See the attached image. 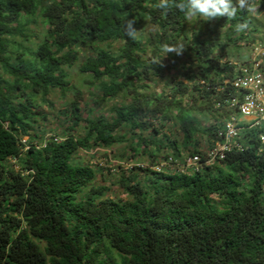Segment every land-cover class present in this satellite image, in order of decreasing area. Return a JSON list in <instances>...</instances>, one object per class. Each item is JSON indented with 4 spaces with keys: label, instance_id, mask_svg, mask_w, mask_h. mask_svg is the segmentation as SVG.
Returning <instances> with one entry per match:
<instances>
[{
    "label": "trees",
    "instance_id": "obj_1",
    "mask_svg": "<svg viewBox=\"0 0 264 264\" xmlns=\"http://www.w3.org/2000/svg\"><path fill=\"white\" fill-rule=\"evenodd\" d=\"M157 3L0 0V264H264V128L242 129L225 158L194 173L154 168L170 156L205 160L231 112L223 103L233 89H218L237 73L228 47L264 43L258 25L248 13L190 21L176 0L165 9ZM35 16L45 31L33 47ZM129 20L135 40L126 35ZM241 22L247 28L237 31ZM148 23L154 30L146 33ZM165 44L184 50L168 54L178 74L156 92L153 76H167ZM82 47L92 50L80 71L99 86L94 102L122 97L110 117L81 106L82 92L70 83L66 67ZM56 89L73 90L62 112L70 123L61 137L40 136L49 114L38 98L52 106ZM122 127L148 161L129 156L125 165L133 166L121 179L128 197L113 198L93 185L98 169L76 155L125 141Z\"/></svg>",
    "mask_w": 264,
    "mask_h": 264
},
{
    "label": "rangeland",
    "instance_id": "obj_2",
    "mask_svg": "<svg viewBox=\"0 0 264 264\" xmlns=\"http://www.w3.org/2000/svg\"><path fill=\"white\" fill-rule=\"evenodd\" d=\"M260 5L259 8V14L254 17V23L258 25L259 32L257 33V37H259L261 40H264V5H261L260 2L256 1ZM36 21L30 23V28L34 32L33 35V41L27 42V44L32 45L33 47L37 46V43L39 42L40 38L43 35L44 24L41 21V17L35 16ZM194 20V19H193ZM189 24H193V22H189ZM192 26H189L190 29H192ZM195 27V26H194ZM144 31L146 33H149L154 30L153 26L148 23L143 27ZM120 42H114L112 44L113 48H116ZM254 47V46H253ZM252 45H241V46H232L228 47V52L231 58L229 60L235 61H249L251 59V55L253 52ZM92 54V50L89 47H82L78 49V55L79 60L72 66V67H66V70L69 73V80L72 86H74L76 89L80 90L83 95V101L81 106L92 107L98 112H103L106 116L111 115V112L109 111V108L112 106V104L115 103H121L122 97H119L117 99L109 100L105 104H97L94 102V100L99 99V86L93 85L90 83H87L86 80L90 79L91 76L89 74L81 73L80 66L82 65L83 61L86 59L87 56ZM165 68V73L167 76L165 77H159L157 75L153 76V81L151 82V87L156 92H161L164 88V82L166 79H169L171 76L178 74L177 67L172 64L171 61V55H165L162 58ZM172 66V67H171ZM171 67V68H170ZM92 92V93H91ZM74 93L73 90L66 91L63 95L60 90L56 89L53 90L49 96L50 100L53 102V105L50 106L48 103L42 101L40 98H38L39 107L38 109L41 112H45L49 114V120L46 122L47 124H44L41 128V131H39L40 136L44 133H52L57 136H62V127H66L70 121L66 119V117L62 114L63 110H66V106L68 105V102L73 99ZM87 104V105H86ZM86 116V113L84 114ZM200 116V114H199ZM204 124L209 122L206 121V118L204 119ZM43 124L41 120L38 121L36 125ZM61 126L59 128V126ZM46 126V127H45ZM174 123L168 122L166 123L165 129L167 130H174ZM151 129L148 131H144L143 135L148 136L151 133ZM77 136L84 134V125L81 124L77 127L76 131H73ZM119 134H124L126 139L125 141L119 142L117 144H114L110 148L106 147H97L99 152L95 153L92 150H79L76 155V160L81 161L85 164H92L95 168L98 169V175L97 179L94 182L93 185H102L108 188V196L113 198H121V197H128L126 195L122 185H121V179L125 176H128L129 174L126 173V165L125 162L129 160V156L135 155V159H133L135 162L138 161H148V155L143 153V147L141 146L139 148L138 153L134 150V148H138V143L135 135L132 134V132L122 127L118 131ZM177 135V134H176ZM27 137V136H25ZM135 137V138H134ZM28 138V137H27ZM165 151L161 152L162 156L164 155ZM127 157V158H126ZM133 161V162H134ZM15 162V160H14ZM10 163H12L10 161ZM16 168H19V162H16L14 164ZM125 165V167H124ZM126 170V171H125Z\"/></svg>",
    "mask_w": 264,
    "mask_h": 264
},
{
    "label": "built area",
    "instance_id": "obj_3",
    "mask_svg": "<svg viewBox=\"0 0 264 264\" xmlns=\"http://www.w3.org/2000/svg\"><path fill=\"white\" fill-rule=\"evenodd\" d=\"M237 66V73L232 78H226L224 87H230L233 92L223 104L231 112L224 118V125L218 131L220 139L205 150V160L200 154H185L181 159L169 157L154 166L156 170L172 169L184 173H194L203 165L214 164L225 158L234 145H239L237 138L241 130L249 127L264 128V43L253 47L251 59L246 62L231 61ZM221 105V103H220ZM264 141V133H261ZM23 142L28 138L23 137ZM133 164H126V168ZM145 166V165H143Z\"/></svg>",
    "mask_w": 264,
    "mask_h": 264
},
{
    "label": "clouds",
    "instance_id": "obj_4",
    "mask_svg": "<svg viewBox=\"0 0 264 264\" xmlns=\"http://www.w3.org/2000/svg\"><path fill=\"white\" fill-rule=\"evenodd\" d=\"M264 2V0H261ZM176 8L183 12L188 20H212L217 17H227L235 19L239 13H248L251 16L259 14L260 5L255 0H176ZM156 7L165 9L169 7V0H158ZM247 28L246 23H239L236 27L237 31H243ZM126 35L135 40L137 31L134 28L132 20L127 21ZM184 46L177 44L169 46L165 44L162 51L167 56L174 53L177 56L183 54Z\"/></svg>",
    "mask_w": 264,
    "mask_h": 264
}]
</instances>
